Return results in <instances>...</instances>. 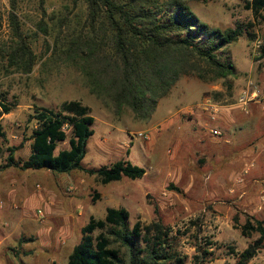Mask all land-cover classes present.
<instances>
[{"label":"rangeland","instance_id":"rangeland-1","mask_svg":"<svg viewBox=\"0 0 264 264\" xmlns=\"http://www.w3.org/2000/svg\"><path fill=\"white\" fill-rule=\"evenodd\" d=\"M247 1L187 0L211 27L225 30L255 21V39L244 34L226 48L237 70L232 77L233 91H226L222 79L204 82L187 75L161 99L149 120L140 121L130 110L114 114L90 93L77 68L55 63L51 52L46 53V38L41 32L35 34L36 24L43 18L41 0H18L16 4L22 28L37 55L33 70L24 73L7 66L4 49L13 43L8 17L11 0H0V88L7 91L14 106L0 121L5 133L0 135V171L6 169L9 147L30 136L35 124L29 122V115L34 109L56 108L65 100L82 101L95 117V133L88 141L83 166L97 169L125 159L146 170L142 178L124 177L105 185L81 170L19 172L27 176L21 188L0 186V236L6 237L0 242V264H68L90 216L102 218L108 207L126 208L131 227L138 221L145 225L160 218L171 229L184 264H197L198 260L201 264L235 263L237 254L259 236H243L235 217L240 224L247 215L264 219V22L255 20L252 10L246 8ZM158 2L166 4L167 0ZM60 5L61 0H44L48 13ZM254 90L259 96L248 97ZM243 96L247 103L240 101ZM206 99H211L218 113L203 108ZM167 118L177 122L170 142L173 131L164 128ZM141 132L149 133L150 139L140 137ZM148 144H152L150 152ZM66 147L68 142L59 144L57 152ZM174 151L177 158L171 160ZM30 153L26 141L15 157L24 160ZM173 169L181 173L176 182L166 175ZM46 171L53 174L46 176ZM78 177L86 180L79 191L73 183H65ZM50 188L56 198L52 203L42 198L46 195L43 189ZM204 249L209 252L203 255ZM248 264H264V249Z\"/></svg>","mask_w":264,"mask_h":264},{"label":"trees","instance_id":"trees-1","mask_svg":"<svg viewBox=\"0 0 264 264\" xmlns=\"http://www.w3.org/2000/svg\"><path fill=\"white\" fill-rule=\"evenodd\" d=\"M17 2L11 0L8 16L13 43L4 50L7 66L30 73L37 55L22 28ZM41 6L43 18L36 24L35 34L41 32L46 38L51 59L77 68L90 93L114 114L130 110L140 121L149 120L159 101L187 75L204 82L222 79L226 91L232 92L237 70L226 48L244 34L252 40L256 36L255 21L225 30L209 26L187 0H167L166 4L158 0H61V7L52 13L47 12L44 0ZM246 8L252 10L255 20L264 22V0L247 1ZM2 23L0 12V28ZM13 108L7 91L0 88V121ZM29 122L35 124L30 136L9 147L4 168L59 173L81 170L104 185L146 174L143 167L125 159L97 169L82 165L95 133V117L91 107L80 100H65L56 108L36 107ZM0 135L5 136L1 124ZM26 141H30V155L16 159L15 152ZM64 142L68 147L57 152ZM129 218L124 207H108L104 218L91 216L68 264H184L171 229L160 218L145 225L138 221L133 227ZM234 221L243 236L259 234L237 254L234 263L248 264L264 249V219L247 215L243 224L238 216ZM97 230L100 233L95 236ZM208 252L204 249L203 255Z\"/></svg>","mask_w":264,"mask_h":264},{"label":"crops","instance_id":"crops-1","mask_svg":"<svg viewBox=\"0 0 264 264\" xmlns=\"http://www.w3.org/2000/svg\"><path fill=\"white\" fill-rule=\"evenodd\" d=\"M178 84V83H177ZM174 88V87H173ZM161 101V100H160ZM159 101V102H160ZM159 105V104H158ZM153 116V115H152ZM172 119H166L165 120V123H164V128L166 129V132L167 131H173V133H171L170 134V136H169V138H168V140H169V142L170 141H173L174 140V136H175V133H174V129H175V127H176V125H177V122L176 121H171ZM205 123H207V122H205ZM207 125V124H206ZM215 131L216 130H214V133H215ZM217 133L216 134H218L219 132L218 131H216ZM29 143H30V141H29ZM151 147H152V144H148V147H147V149L149 150V152H150V150H151ZM173 155H175V158H172L171 160H175L176 158H177V153H176V151H174V154ZM245 156H248V154L247 155H244L243 157H245ZM28 170V169H27ZM25 172L26 170H22V169H20V168H18V167H14V166H12V167H8V168H6L5 170H3V171H0V186H4L5 188H7V187H11L12 186V188L13 189H19V188H21L22 187V185L23 184H25V181L24 180H26L27 179V176H24V177H22L21 176V173H19V172ZM49 174H53V173H51L50 171H46V173H45V175L46 176H48ZM160 175V174H159ZM162 175V174H161ZM167 177L172 181V182H176V181H178L179 179H180V175H181V173H178V171L176 170V169H173L172 170V172H168L167 174ZM162 177V176H161ZM48 179V178H47ZM3 180H5V181H3ZM58 181V180H57ZM57 181H54V183L53 184H55L57 187L59 186L58 185V182ZM73 183L74 184V186H75V188H76V190H80L81 188H82V183H85L86 182V180L84 179V178H80V177H78V178H76V179H73V180H67V181H65V183ZM115 182V181H114ZM36 187H38V188H41V186H40V184L39 183H36V185H35ZM74 186H70L69 187V189H72ZM47 188H49V187H47ZM35 190L36 191H38L37 190V188H35ZM39 192H41V191H39ZM42 192H46V195H45V197H42V198H44L43 200L44 201H47L48 203H52V202H54L55 201V195L53 194V189L52 188H50L49 190H47V189H43V191ZM42 200V201H43ZM40 211H42V210H38V215L39 216H42L43 215V211L40 213ZM80 211H81V209H80ZM77 212V211H76ZM106 215V214H105ZM93 216V215H92ZM27 218H33L34 219V216H26ZM91 217V216H90ZM105 217V216H104ZM104 217H102V218H104ZM87 224V223H86ZM85 224V225H86ZM84 225V226H85ZM1 226V225H0ZM2 238L4 239V238H6V237H4V236H0V242H2ZM15 257V256H14ZM0 258H2V256L0 255Z\"/></svg>","mask_w":264,"mask_h":264},{"label":"built area","instance_id":"built-area-1","mask_svg":"<svg viewBox=\"0 0 264 264\" xmlns=\"http://www.w3.org/2000/svg\"><path fill=\"white\" fill-rule=\"evenodd\" d=\"M248 94H249L248 97L256 98V97L259 96L260 93H259L258 90H254V91H249ZM240 101H241L243 104H244V103H247V102H246V96L241 97V98H240ZM203 108H204L205 110L211 111L212 113H218V111H219V109H218L216 106H214V105L212 104L211 99H206V100H205V102H204V104H203ZM215 133H217V132L215 131ZM138 135H139L140 137L145 138V139H150V135H149V133H143V132H141V133H139ZM2 206H3V204L0 203V207H2ZM40 213H41V211H40Z\"/></svg>","mask_w":264,"mask_h":264}]
</instances>
